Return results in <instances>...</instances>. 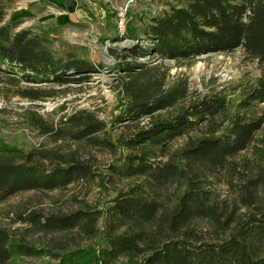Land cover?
<instances>
[{
    "label": "trees",
    "instance_id": "trees-1",
    "mask_svg": "<svg viewBox=\"0 0 264 264\" xmlns=\"http://www.w3.org/2000/svg\"><path fill=\"white\" fill-rule=\"evenodd\" d=\"M165 7L143 28L150 46L131 53L177 61L243 48L264 63V0H165ZM4 15L0 4V72L19 77L9 81L64 85L95 68L72 53L57 56L47 36L14 32ZM133 68L123 67L131 74L122 82L121 111L113 122L127 118L135 125L123 126L115 144L127 154L109 166L113 177L131 183L104 210L84 204L66 212L16 214L12 222L22 226L0 227V264L28 258L56 264H264V137L258 136L264 131V78L237 99L216 96L186 106L180 104L186 86L165 89L166 73L158 65ZM31 117L42 134L55 132L90 147L112 144L99 137L106 127L96 117L72 115L57 129ZM180 137L187 138L185 146L171 151ZM253 142L261 144L255 162L247 160L241 171L230 166ZM225 168L236 180L231 203L210 187V178ZM99 175L78 149L40 145L25 151L0 142V203L23 192L89 185ZM112 179L102 177L101 185Z\"/></svg>",
    "mask_w": 264,
    "mask_h": 264
},
{
    "label": "rangeland",
    "instance_id": "rangeland-1",
    "mask_svg": "<svg viewBox=\"0 0 264 264\" xmlns=\"http://www.w3.org/2000/svg\"><path fill=\"white\" fill-rule=\"evenodd\" d=\"M0 4L4 7V21L15 26L14 32L29 29L33 34L47 36L57 56L72 53L95 67L74 75L64 85L16 83L9 79L17 76L0 72V142L25 151L40 145L48 149H78L82 160L100 174L89 185H71L51 192L28 191L10 197L0 203V227L22 226L12 220L16 214L29 210L49 214L77 209L84 204L104 210L111 205L110 200L117 192L125 190L131 183L116 179L109 170V166L119 164L122 156L127 154L124 147L115 144L116 138L124 131L125 124L135 125L127 118L113 122L121 111L122 82L126 81L127 74H131L123 69L127 64L133 65L134 70L144 65H158L160 72L166 73L165 89L186 86L187 97L180 103L186 106L216 96L237 99L264 78V63L243 48L225 53H204L177 61L161 59L155 54L131 53L138 47L150 46L145 42L143 28L158 12L167 9L165 0H0ZM121 19L125 22V32L118 29ZM128 32L136 37L133 39ZM41 91L54 94L43 95ZM32 114L43 123L54 125L55 129L72 115L96 117L106 127L99 137H110L112 144L110 147H90L72 142L66 136L59 137L55 132L42 134L33 124ZM146 122L147 119L140 123ZM258 136L264 137V131ZM186 142V137L177 138L169 149H181ZM256 145L261 147L260 143L253 142L233 158L230 166L241 171L247 160L250 164L255 162ZM105 176L113 179L104 188L101 180ZM210 180V187L221 200L228 203L234 200L236 180L228 177L226 168L219 170ZM62 235L56 234L55 237ZM46 242L44 238L41 240L42 244ZM16 264L56 262L48 258H28Z\"/></svg>",
    "mask_w": 264,
    "mask_h": 264
},
{
    "label": "built area",
    "instance_id": "built-area-1",
    "mask_svg": "<svg viewBox=\"0 0 264 264\" xmlns=\"http://www.w3.org/2000/svg\"><path fill=\"white\" fill-rule=\"evenodd\" d=\"M122 16H123V15H122ZM123 17H124V16H123ZM118 29H119L121 32H125V31H126L124 19H121V20H120L119 25H118Z\"/></svg>",
    "mask_w": 264,
    "mask_h": 264
}]
</instances>
